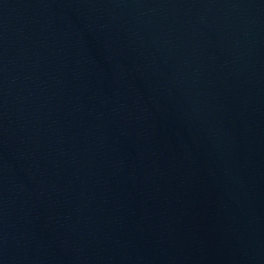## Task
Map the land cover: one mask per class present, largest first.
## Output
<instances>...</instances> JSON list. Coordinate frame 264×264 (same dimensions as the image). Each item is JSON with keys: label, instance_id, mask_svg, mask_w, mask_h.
Listing matches in <instances>:
<instances>
[{"label": "water", "instance_id": "water-1", "mask_svg": "<svg viewBox=\"0 0 264 264\" xmlns=\"http://www.w3.org/2000/svg\"><path fill=\"white\" fill-rule=\"evenodd\" d=\"M0 264H264V0H0Z\"/></svg>", "mask_w": 264, "mask_h": 264}]
</instances>
